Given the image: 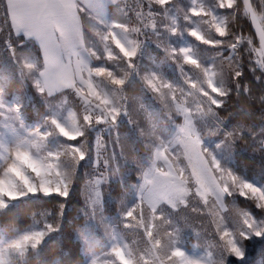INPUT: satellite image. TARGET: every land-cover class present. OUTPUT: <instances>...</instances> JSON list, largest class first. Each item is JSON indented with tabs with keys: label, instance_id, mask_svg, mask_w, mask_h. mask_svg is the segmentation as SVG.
Returning a JSON list of instances; mask_svg holds the SVG:
<instances>
[{
	"label": "snow or ice",
	"instance_id": "6c2138e0",
	"mask_svg": "<svg viewBox=\"0 0 264 264\" xmlns=\"http://www.w3.org/2000/svg\"><path fill=\"white\" fill-rule=\"evenodd\" d=\"M254 250L264 0H0V264H264Z\"/></svg>",
	"mask_w": 264,
	"mask_h": 264
},
{
	"label": "trees",
	"instance_id": "16d2710c",
	"mask_svg": "<svg viewBox=\"0 0 264 264\" xmlns=\"http://www.w3.org/2000/svg\"><path fill=\"white\" fill-rule=\"evenodd\" d=\"M182 2H187V0H182ZM236 27H239V26L237 25ZM245 34H247V27L245 28ZM233 107H235V106H233ZM245 110L246 111H254L253 109H245ZM253 118L256 119V117H253ZM242 147H243V145H242ZM241 164L243 167H248L249 169L258 170L260 161H259L258 157L255 159L252 158V152H251V149H249L247 156L245 157L244 160H242ZM78 200H79V197L77 196L72 202V205L70 207V211L73 208H79L80 207V204L77 202ZM241 206H244L243 203L241 204ZM29 215H30V210H27V211H25V213H23L22 220L24 221V224L30 223V220L27 219ZM24 224H22L21 226H24ZM190 240L192 241V243L195 242L196 244H198V241L195 237H191ZM203 243H204V241H203V239H201L199 241V244L203 245ZM259 257H264V252H261L259 250H254L252 253L253 261L255 262L257 260V258H259Z\"/></svg>",
	"mask_w": 264,
	"mask_h": 264
},
{
	"label": "rangeland",
	"instance_id": "374dc122",
	"mask_svg": "<svg viewBox=\"0 0 264 264\" xmlns=\"http://www.w3.org/2000/svg\"><path fill=\"white\" fill-rule=\"evenodd\" d=\"M194 245H197V244H196L195 242H194V243H192V241H191V240H189V241H188V246H189V247H192V246H194Z\"/></svg>",
	"mask_w": 264,
	"mask_h": 264
}]
</instances>
